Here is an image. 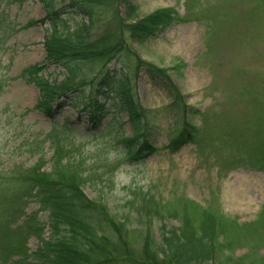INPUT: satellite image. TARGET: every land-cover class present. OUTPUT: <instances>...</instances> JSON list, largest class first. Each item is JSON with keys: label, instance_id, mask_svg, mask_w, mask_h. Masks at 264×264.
Masks as SVG:
<instances>
[{"label": "rangeland", "instance_id": "obj_1", "mask_svg": "<svg viewBox=\"0 0 264 264\" xmlns=\"http://www.w3.org/2000/svg\"><path fill=\"white\" fill-rule=\"evenodd\" d=\"M126 1L137 9L134 21L155 10H172L179 18L153 37L131 43L141 60L164 70L177 89L168 92L164 82L143 69L132 76L138 101L148 112V141L155 152L143 161L127 162L107 136L96 135L116 118L128 136L124 114L109 113L95 130L84 113L68 106L55 115L54 130L34 111L39 91L24 82L20 73L44 58L47 25L28 24L44 17V12L34 0H0V179L4 189L9 186L11 194L16 192L14 174L37 164V153L44 154L42 170L49 171L55 150L62 147L60 165L71 164L83 178L84 195L105 203L116 219L132 215L136 219L135 209L154 206L160 218L152 230L159 240V227L178 228L188 216L197 228L200 212H211L225 220L223 227L216 228L215 259L223 263L231 255L243 256L239 264H264V0ZM118 68L116 62L108 66ZM44 76L58 82L63 71L49 66ZM175 98L179 102L171 111ZM251 116L260 117L251 123L254 132L243 125ZM63 121L69 123L67 131L59 130ZM192 129L196 143L168 150L180 131ZM31 212L47 222L48 213L34 201L26 208L27 214ZM137 222H129L126 235L129 248L140 254L136 231L142 227ZM47 235L45 227L43 237ZM4 238L0 237V253ZM38 246L34 236L26 239L29 253ZM5 257L0 256V264H9L3 262Z\"/></svg>", "mask_w": 264, "mask_h": 264}, {"label": "trees", "instance_id": "obj_2", "mask_svg": "<svg viewBox=\"0 0 264 264\" xmlns=\"http://www.w3.org/2000/svg\"><path fill=\"white\" fill-rule=\"evenodd\" d=\"M34 1L40 4L44 17L28 24L47 25L42 42L44 58L20 73L24 82L33 84L39 91L33 110L45 117L54 130L57 128L55 115L68 106L84 113L95 130L109 113L111 116L124 114L130 130L128 136L116 123V118L110 119L96 135L107 136L127 162L137 163L153 154L155 149L148 141V112L138 101L132 76L143 69L164 82L168 92L174 93L177 89L164 70L141 60L131 43L145 41L177 21L175 12L155 10L134 21L137 9L126 0ZM112 62L118 63L119 68L109 70ZM49 66L62 69L60 81L44 76ZM178 102L175 98L169 109L174 111ZM255 119L259 121L260 117ZM255 119L251 116L247 122L243 120L245 128L249 125L256 131L251 125ZM68 129L69 123L63 121L59 130ZM195 136L194 129L188 133L180 131L168 144V150L172 152L188 142H195ZM36 155H40L37 164L14 174L18 177L12 179L16 192L11 194L9 186L5 190L0 179V237H5V248L0 256H6L4 263L215 264L218 260L219 264H239L243 257L231 255L223 263L215 259L216 228L223 227L225 222L220 216L200 212L197 228L186 216L178 228L159 227L157 240L152 224L160 214L154 206L135 209L136 219L133 215L116 219L105 203L84 195L83 178L71 164L60 165L62 147L55 150V161L53 159L49 171L42 170L44 154ZM259 166L261 168L262 164ZM262 169L264 171V166ZM29 201L48 213L46 223L37 218L36 212L26 213ZM20 219L22 223L13 228ZM130 221H138L136 224L142 227L136 231L141 240L140 254L129 248L126 232H129ZM45 227L48 235L43 237ZM30 236L39 241L38 248L31 253L26 248V239Z\"/></svg>", "mask_w": 264, "mask_h": 264}]
</instances>
